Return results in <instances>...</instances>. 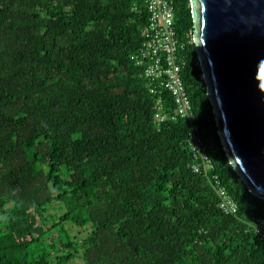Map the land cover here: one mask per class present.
Here are the masks:
<instances>
[{"label": "trees", "instance_id": "trees-1", "mask_svg": "<svg viewBox=\"0 0 264 264\" xmlns=\"http://www.w3.org/2000/svg\"><path fill=\"white\" fill-rule=\"evenodd\" d=\"M172 2L193 123L237 213L220 211L215 181L191 171L189 121L153 119L129 60L141 3L0 0V264H264L248 223L264 220V200L225 157L189 0Z\"/></svg>", "mask_w": 264, "mask_h": 264}, {"label": "water", "instance_id": "water-1", "mask_svg": "<svg viewBox=\"0 0 264 264\" xmlns=\"http://www.w3.org/2000/svg\"><path fill=\"white\" fill-rule=\"evenodd\" d=\"M192 43L230 166L264 200V0H189Z\"/></svg>", "mask_w": 264, "mask_h": 264}, {"label": "built area", "instance_id": "built-area-1", "mask_svg": "<svg viewBox=\"0 0 264 264\" xmlns=\"http://www.w3.org/2000/svg\"><path fill=\"white\" fill-rule=\"evenodd\" d=\"M133 10L141 3L146 11V24L141 29V45L129 56V60L141 70L148 91L154 96L153 119L156 125L168 120L187 119L191 124L186 142L193 163L190 168L194 174H203L214 180V191L219 198L218 208L224 214L235 215L236 203L220 187L216 177L211 175L213 165L203 144L197 125L193 123L191 104L181 78L184 66L183 45L175 30L172 0H132ZM189 35V34H188ZM192 36V34L190 35ZM162 92H167L172 101V114L165 112ZM249 226L256 235L264 237V220L251 218Z\"/></svg>", "mask_w": 264, "mask_h": 264}, {"label": "rangeland", "instance_id": "rangeland-1", "mask_svg": "<svg viewBox=\"0 0 264 264\" xmlns=\"http://www.w3.org/2000/svg\"><path fill=\"white\" fill-rule=\"evenodd\" d=\"M50 214H60L59 210H53L51 209L50 210ZM64 229L66 230L67 232V235L69 236H74L75 234H77V230L75 228H73L70 224H65L64 225Z\"/></svg>", "mask_w": 264, "mask_h": 264}]
</instances>
